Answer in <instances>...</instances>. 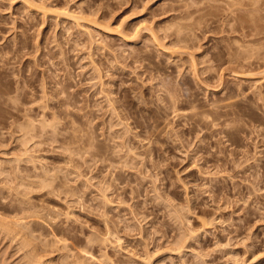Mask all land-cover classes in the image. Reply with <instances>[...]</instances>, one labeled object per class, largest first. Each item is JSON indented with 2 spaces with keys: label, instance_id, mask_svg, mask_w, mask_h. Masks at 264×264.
Masks as SVG:
<instances>
[{
  "label": "rangeland",
  "instance_id": "rangeland-1",
  "mask_svg": "<svg viewBox=\"0 0 264 264\" xmlns=\"http://www.w3.org/2000/svg\"><path fill=\"white\" fill-rule=\"evenodd\" d=\"M0 72V264H264V0H0Z\"/></svg>",
  "mask_w": 264,
  "mask_h": 264
},
{
  "label": "bare ground",
  "instance_id": "bare-ground-1",
  "mask_svg": "<svg viewBox=\"0 0 264 264\" xmlns=\"http://www.w3.org/2000/svg\"><path fill=\"white\" fill-rule=\"evenodd\" d=\"M43 9V8H42ZM45 11V10H44ZM46 13V12H45ZM4 73V72H3ZM0 75H1V72H0ZM4 75H6V74H4ZM4 75H2V78L4 79ZM8 75V74H7ZM10 76V75H9ZM5 80H6V77H5ZM8 81H9V77H8ZM45 84V83H44ZM43 83H42V86L44 85ZM44 88H45V85L43 86ZM42 88V87H41ZM44 88H42V90L44 89ZM43 92V91H42ZM43 93H45L46 94V92H43ZM33 94V93H32ZM47 95V94H46ZM46 95L44 96V97H46ZM32 96V95H31ZM35 96V95H34ZM110 232H111V230H110ZM109 234H111V233H109ZM106 236V235H105ZM105 236H104V238L101 240V243H103V242H106L107 243V241H108V239H107V237H109L108 236V234H107V237L105 238ZM110 240V239H109ZM120 240H121V238H120ZM119 239H118V241H120ZM104 244V243H103Z\"/></svg>",
  "mask_w": 264,
  "mask_h": 264
}]
</instances>
